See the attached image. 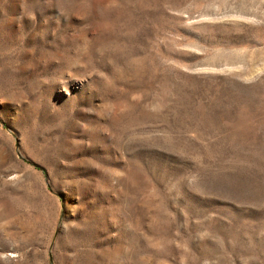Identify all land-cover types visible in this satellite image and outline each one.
<instances>
[{"label": "rangeland", "instance_id": "1", "mask_svg": "<svg viewBox=\"0 0 264 264\" xmlns=\"http://www.w3.org/2000/svg\"><path fill=\"white\" fill-rule=\"evenodd\" d=\"M0 264H264V0H0Z\"/></svg>", "mask_w": 264, "mask_h": 264}]
</instances>
